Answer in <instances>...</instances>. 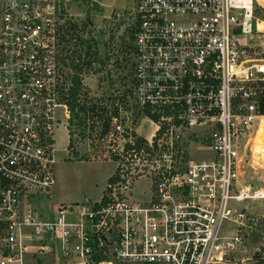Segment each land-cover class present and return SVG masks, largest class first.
<instances>
[{
    "label": "built area",
    "instance_id": "1",
    "mask_svg": "<svg viewBox=\"0 0 264 264\" xmlns=\"http://www.w3.org/2000/svg\"><path fill=\"white\" fill-rule=\"evenodd\" d=\"M83 1L0 0V264H32L48 238L56 264H233L253 222L233 204L260 197L239 180L264 118V58L246 52L253 0H136L135 104L149 132L124 125L117 101L113 144L96 156L115 165L100 199L42 213L61 126L70 140L66 41L82 53L72 66L87 59L73 9ZM197 131L212 157L186 162Z\"/></svg>",
    "mask_w": 264,
    "mask_h": 264
},
{
    "label": "rangeland",
    "instance_id": "2",
    "mask_svg": "<svg viewBox=\"0 0 264 264\" xmlns=\"http://www.w3.org/2000/svg\"><path fill=\"white\" fill-rule=\"evenodd\" d=\"M253 2L254 17L259 22V29L260 24L264 26V0ZM135 7L136 0H91L90 3L83 1L73 6L74 12L82 16L79 18L82 24L78 29L81 36L79 39L92 46L89 52L86 48L87 59L82 62L85 64L82 72L85 79L82 104L87 113L80 112L79 117L74 119L77 125L74 129L69 127L70 140L65 127L61 126L57 131V184L54 197L48 204H72L100 199L108 179L115 171V165L108 160H97L96 156L100 152L106 154L113 144L115 134L112 117L117 115V111L112 108L117 101L122 107L124 125H131L144 134L149 132V124L135 104V41L138 27ZM85 25L86 29L83 27ZM246 40L249 45L246 48L247 54L250 57L264 58V33L254 32ZM67 43L74 46L69 50L63 48V55L66 56L64 61L69 62L64 63L63 70L68 76H73L76 73L73 69L77 63L76 57L82 53L75 46L77 42L69 39L66 45ZM71 62H75L73 66ZM261 86L264 89V82ZM201 138L202 131L185 137L184 161L212 157ZM70 142L74 150L68 153ZM248 148L239 180L243 186H250L253 194L264 189V167L255 163L253 142ZM233 205L239 209L244 208L253 219L250 227L243 233V246L232 258L233 264H257L258 259L264 260V199H250ZM38 208L42 213L45 211L39 206ZM1 238L2 236L0 240ZM47 244V251H38L35 247L31 249L32 253L28 258L30 263L56 264L58 250L50 238L47 239ZM114 263L119 264L116 261ZM64 264L82 262L72 260ZM109 264L113 263L110 261Z\"/></svg>",
    "mask_w": 264,
    "mask_h": 264
},
{
    "label": "trees",
    "instance_id": "3",
    "mask_svg": "<svg viewBox=\"0 0 264 264\" xmlns=\"http://www.w3.org/2000/svg\"><path fill=\"white\" fill-rule=\"evenodd\" d=\"M87 49H88V52L91 51L92 46L90 44H88ZM81 64H74V70L76 71V74L73 77L72 85H71L70 91H69V96L66 99V101L69 105V108L71 110V114H72V118L70 121V129L71 128L74 129L75 126L77 125L76 123H74V119L76 120L79 117L80 112L87 113V109L84 106V104H80L78 102L82 85H81V79L77 75V73L81 72L84 68V65H85V64H82V65ZM259 110H260V113L264 115V96L261 97V100L259 102ZM146 113L149 114V112H147V111H146ZM70 147H71V142H70ZM105 261H108V258L105 256H98L94 260V262L96 264H99V263L105 262ZM257 264H264V260L258 259Z\"/></svg>",
    "mask_w": 264,
    "mask_h": 264
},
{
    "label": "bare ground",
    "instance_id": "4",
    "mask_svg": "<svg viewBox=\"0 0 264 264\" xmlns=\"http://www.w3.org/2000/svg\"><path fill=\"white\" fill-rule=\"evenodd\" d=\"M251 2L249 0L245 1L244 4L249 5ZM259 31H264L263 24L259 25ZM253 142V154L255 163L264 167V118L261 119L258 130L255 136L252 138L251 143ZM259 199H264V189L260 190ZM110 261L103 264H109Z\"/></svg>",
    "mask_w": 264,
    "mask_h": 264
},
{
    "label": "crops",
    "instance_id": "5",
    "mask_svg": "<svg viewBox=\"0 0 264 264\" xmlns=\"http://www.w3.org/2000/svg\"><path fill=\"white\" fill-rule=\"evenodd\" d=\"M255 33H259V32H255ZM264 32H261V34H263ZM261 58H263V57H261ZM58 204H60V203H56V202H52L51 204H45V210L49 213V212H51L52 210H53V208L55 207V206H57Z\"/></svg>",
    "mask_w": 264,
    "mask_h": 264
}]
</instances>
